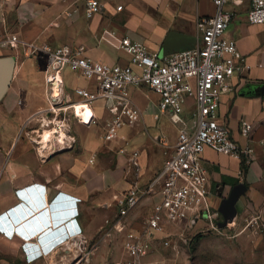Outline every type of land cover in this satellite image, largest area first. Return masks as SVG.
<instances>
[{"label": "crops", "instance_id": "obj_1", "mask_svg": "<svg viewBox=\"0 0 264 264\" xmlns=\"http://www.w3.org/2000/svg\"><path fill=\"white\" fill-rule=\"evenodd\" d=\"M0 1L6 17L5 25L0 22V31L20 42L16 49L0 48V57H16L11 86L0 102V252H15L21 264H40L58 255L61 246L71 249L69 246L78 243L70 235L71 226L76 224L85 244L97 246L95 251L105 246L107 256L123 260L125 237L112 230L111 224L117 213V198L135 182L136 173L129 163L131 154H139V182L145 186L171 156L178 130L173 132L170 123L155 125L152 121L149 115L159 112L158 98L154 112L142 109L144 128L142 123L138 128L123 126L116 139L105 141L112 117L94 107L96 120L91 126L71 119L69 128L63 129L71 144L63 146L51 131L45 130L47 149L41 150L35 142L48 117L44 113L49 106L46 57L32 56L24 44H48L53 49L69 46L98 61L127 64L129 58L120 49L123 37L144 43L150 52L162 50L171 34L181 36L180 41L188 44L197 38V20L215 15L214 2L99 0L102 11L88 18L85 0ZM118 6L124 7L121 12L116 10ZM234 10L236 16L226 36L237 42L248 68L233 78L232 91L223 96L219 114L233 138L251 148L253 156L242 174L240 160L211 149L203 153L202 164L209 173L212 191L214 187L222 189L211 197L218 210L236 186L233 180L247 186L245 194L254 203L264 201V25L249 24L250 0H241ZM135 13L152 15L157 19L156 26L138 25L132 21ZM71 77L74 82L68 83L63 77V83L65 92L75 101L79 100L73 95L75 88L95 87L79 74ZM141 91L148 92L145 88ZM241 120L253 125L249 138L240 134ZM160 139L166 141V146ZM154 203L155 199L146 198L140 207H147L151 214ZM147 214L135 209L129 217L132 228L137 229ZM30 227L34 228L33 236L24 233ZM10 246H16L13 252Z\"/></svg>", "mask_w": 264, "mask_h": 264}, {"label": "built area", "instance_id": "obj_2", "mask_svg": "<svg viewBox=\"0 0 264 264\" xmlns=\"http://www.w3.org/2000/svg\"><path fill=\"white\" fill-rule=\"evenodd\" d=\"M213 2L215 15L197 20L194 47L173 54L164 55L163 50L150 52L144 43L128 36L120 42V49L129 58L127 64L98 61L69 46L53 49L48 44H24L32 56L46 57L45 84L49 106L44 113L48 117L47 122L41 124L43 130L35 142L41 150L47 149L43 141L45 130L51 131L63 146L71 144L66 133H62L63 129L69 128L71 119L84 126L95 123L93 104L100 99L105 101L106 110L112 117L104 134L105 141L116 139L118 129L123 126L143 123L144 114L131 96V91L136 88L156 94L160 114L167 115L177 127V142L171 156L145 186L139 182V154H131L129 163L136 173L135 182L117 198V213L111 224L112 230L125 237L126 257L113 264H146V257L158 241L169 245L167 227L170 225L185 223L193 228L201 224L220 231V213L211 203L213 191L202 155L206 149H211L246 164L252 160L253 150L233 138L227 122H222L219 114L223 96L232 91L233 78L248 68L237 42L226 36L236 16L234 8L241 0ZM85 7L88 18L99 14L103 8L99 0H85ZM123 8L118 6L116 10L121 12ZM247 20L251 25H264V0H250ZM0 22L6 24L1 1ZM19 44L16 38L0 31V48L16 49ZM65 70L79 74L95 87L75 88L73 95L79 100H73L65 92L62 75ZM186 110L192 111V123L184 117ZM252 130V124L241 120L242 136L249 138ZM160 142L166 146V141L160 139ZM120 152L124 154L125 150L122 148ZM146 198L155 199L153 211L137 229L132 228L130 214ZM71 227L70 235L77 239L80 255L88 258L87 250L82 248L87 244L81 230L76 224ZM28 230L24 231L25 235L33 236L34 228Z\"/></svg>", "mask_w": 264, "mask_h": 264}, {"label": "rangeland", "instance_id": "obj_3", "mask_svg": "<svg viewBox=\"0 0 264 264\" xmlns=\"http://www.w3.org/2000/svg\"><path fill=\"white\" fill-rule=\"evenodd\" d=\"M156 20L152 15H141L140 13H135L132 19V21L138 22V25L145 23L150 28L156 26ZM71 74L74 75V73L68 70H65L62 74L68 83L74 82ZM131 96L141 110L143 108L150 112L156 110L154 104L157 102L158 97L154 93H150L149 91L142 92L141 89L136 88L131 91ZM95 103L93 108L95 107L97 112H108L104 100L100 99ZM191 112V110H186L184 114L185 119L189 123H192L194 120ZM157 113L149 115L155 125H166L170 123L173 132H177V127L170 121L167 115L160 114V112ZM140 126L144 128L143 123ZM140 126L136 125L137 128ZM218 191L221 193L222 189L214 187L213 193L215 196ZM229 194H226L225 197H228ZM219 197L224 198L222 196ZM239 201L237 203V216L227 227L220 231L210 230L204 226L201 227V225L191 228L185 223L168 226L167 237H169V245L165 246L162 242L158 241L151 253L146 257L145 263L264 264V201L261 204H256L247 194L243 195ZM140 206L136 209H141L142 215L148 213L146 217L150 216L149 212L151 210L147 207ZM219 221L223 222L221 215ZM196 236H200L197 241L194 239ZM69 247L71 249L61 246L58 255H55L53 258H48L40 264H113L115 261V258H110L106 255L105 246H101L97 252L95 251L97 246L83 245L82 248L87 250L88 258H83L80 255L81 251L79 246L73 245ZM10 248L13 252V248L15 249L16 246H10ZM69 253L73 255L69 257ZM15 255V252L12 254L0 252V264H21L20 258ZM94 258L97 259L95 260Z\"/></svg>", "mask_w": 264, "mask_h": 264}, {"label": "water", "instance_id": "obj_4", "mask_svg": "<svg viewBox=\"0 0 264 264\" xmlns=\"http://www.w3.org/2000/svg\"><path fill=\"white\" fill-rule=\"evenodd\" d=\"M180 38L181 36H174L173 34H171L166 39L162 49L164 55L173 54L184 49H190L194 47L197 42V38H194V40H191V42H189L188 44H184L180 41ZM15 68V56L0 57V102L4 99L6 93L8 92L11 86ZM248 93L251 94L252 91ZM246 190L247 186L243 182H240L232 188L229 196L223 199L219 207V213L223 217V222H219L220 229H224L229 225V223H231L235 219L238 213L237 203L240 198L245 195ZM33 206H35L34 203ZM27 213L28 212L25 211V214Z\"/></svg>", "mask_w": 264, "mask_h": 264}, {"label": "trees", "instance_id": "obj_5", "mask_svg": "<svg viewBox=\"0 0 264 264\" xmlns=\"http://www.w3.org/2000/svg\"><path fill=\"white\" fill-rule=\"evenodd\" d=\"M247 164L244 162V161H241V171H242V174H245L246 171H247ZM239 183V180H233V185H237ZM221 215V214H220ZM220 220V218H219ZM200 236H196L194 239L195 241L199 240Z\"/></svg>", "mask_w": 264, "mask_h": 264}, {"label": "bare ground", "instance_id": "obj_6", "mask_svg": "<svg viewBox=\"0 0 264 264\" xmlns=\"http://www.w3.org/2000/svg\"><path fill=\"white\" fill-rule=\"evenodd\" d=\"M46 145V144H45ZM78 243H76L74 246H77Z\"/></svg>", "mask_w": 264, "mask_h": 264}]
</instances>
